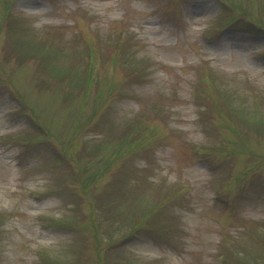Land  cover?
<instances>
[{"label":"rangeland","instance_id":"374dc122","mask_svg":"<svg viewBox=\"0 0 264 264\" xmlns=\"http://www.w3.org/2000/svg\"><path fill=\"white\" fill-rule=\"evenodd\" d=\"M0 264H264V0H0Z\"/></svg>","mask_w":264,"mask_h":264}]
</instances>
